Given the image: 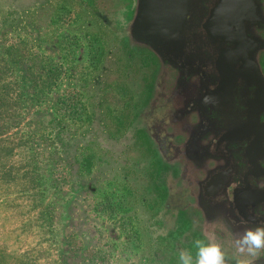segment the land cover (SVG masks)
<instances>
[{
  "label": "rangeland",
  "instance_id": "374dc122",
  "mask_svg": "<svg viewBox=\"0 0 264 264\" xmlns=\"http://www.w3.org/2000/svg\"><path fill=\"white\" fill-rule=\"evenodd\" d=\"M65 1L0 0V264H143L127 144L107 129L128 84Z\"/></svg>",
  "mask_w": 264,
  "mask_h": 264
},
{
  "label": "flooded vegetation",
  "instance_id": "af4514ba",
  "mask_svg": "<svg viewBox=\"0 0 264 264\" xmlns=\"http://www.w3.org/2000/svg\"><path fill=\"white\" fill-rule=\"evenodd\" d=\"M65 2L103 28L104 59L111 65L101 69L128 84L107 129L127 144L120 150L122 188L132 191L129 214L140 227L143 264H179L185 250L195 257L196 239L219 243L226 264H236L244 258L238 236L264 223L261 80L249 88L234 76L229 85L215 60L199 57V28L180 50L152 53L133 30L137 0ZM259 34L264 39V28ZM101 137L98 158L112 161L113 139ZM258 255L257 264H264V251Z\"/></svg>",
  "mask_w": 264,
  "mask_h": 264
},
{
  "label": "water",
  "instance_id": "95a60500",
  "mask_svg": "<svg viewBox=\"0 0 264 264\" xmlns=\"http://www.w3.org/2000/svg\"><path fill=\"white\" fill-rule=\"evenodd\" d=\"M133 21L141 44L159 55L180 50L186 35L199 28V57L215 60L229 85L238 76L249 88L258 87L259 79L264 86V0H137Z\"/></svg>",
  "mask_w": 264,
  "mask_h": 264
},
{
  "label": "clouds",
  "instance_id": "9594fccd",
  "mask_svg": "<svg viewBox=\"0 0 264 264\" xmlns=\"http://www.w3.org/2000/svg\"><path fill=\"white\" fill-rule=\"evenodd\" d=\"M235 244L238 252L244 256L237 259L236 264H257V260L262 258L258 254L264 251V223L245 228ZM194 247L195 257L191 250L181 251L179 264H226L225 252L219 243L196 239Z\"/></svg>",
  "mask_w": 264,
  "mask_h": 264
}]
</instances>
